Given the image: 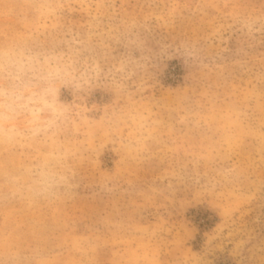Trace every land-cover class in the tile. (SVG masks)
Listing matches in <instances>:
<instances>
[{"label":"rangeland","instance_id":"rangeland-1","mask_svg":"<svg viewBox=\"0 0 264 264\" xmlns=\"http://www.w3.org/2000/svg\"><path fill=\"white\" fill-rule=\"evenodd\" d=\"M0 264H264V0H0Z\"/></svg>","mask_w":264,"mask_h":264}]
</instances>
